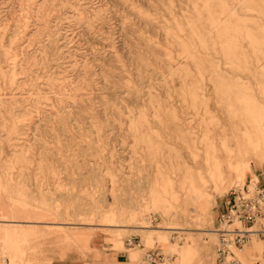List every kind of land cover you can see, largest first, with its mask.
Returning <instances> with one entry per match:
<instances>
[{
    "label": "rangeland",
    "instance_id": "rangeland-1",
    "mask_svg": "<svg viewBox=\"0 0 264 264\" xmlns=\"http://www.w3.org/2000/svg\"><path fill=\"white\" fill-rule=\"evenodd\" d=\"M263 156L264 0H0L3 264L45 235L65 248L32 264H100L97 236L215 264L217 210Z\"/></svg>",
    "mask_w": 264,
    "mask_h": 264
},
{
    "label": "built area",
    "instance_id": "built-area-1",
    "mask_svg": "<svg viewBox=\"0 0 264 264\" xmlns=\"http://www.w3.org/2000/svg\"><path fill=\"white\" fill-rule=\"evenodd\" d=\"M223 206L217 217L216 264H260L245 260L243 254L253 236L264 238V186L253 185L249 180L241 187H234ZM152 222H158V218ZM125 245L145 250L143 264L164 263V256L155 249H145L137 236L126 238Z\"/></svg>",
    "mask_w": 264,
    "mask_h": 264
},
{
    "label": "crops",
    "instance_id": "crops-1",
    "mask_svg": "<svg viewBox=\"0 0 264 264\" xmlns=\"http://www.w3.org/2000/svg\"><path fill=\"white\" fill-rule=\"evenodd\" d=\"M257 175L260 178L259 183L262 185L264 182V180H262L263 179L262 175L259 174L258 171H257ZM223 205H224V201L221 202V206L217 210V214H218V211H222L224 209ZM104 238H105V241H104ZM260 239L263 240V238H260ZM260 239H258L253 245L251 244L248 247V250H249V255L252 256V249H254V247L257 246L259 248L258 251L260 252V253L258 252L259 254L257 253V255L262 256L264 259V241H260ZM111 240H112V238H110L108 236L107 237L97 236L92 240V243L90 245H88L86 248L83 247V249L82 248L81 249L83 251L91 249L92 252L95 253V256L99 257L100 264H139L138 260H135L136 258H132L130 254H128V257H126L127 260H125V258H123L125 260L124 261L122 259V257L118 253H116V251L112 248V243H110ZM55 242H56V247H58L61 250H64L65 245L61 241H57V240H54V242L52 240L49 241V239H47L46 235L43 237V239L40 242H38V243L34 242L33 244L31 243V245L29 246V249H28V253H27V260H28L29 264H32L34 262L33 260L36 259L35 254L38 255V254L44 253L46 251V249H45L46 245L49 243L55 244ZM107 248L112 250V251H115V252L106 253L105 251L107 250ZM151 248H154V247H151ZM146 249H149V248L146 247ZM31 257H33V258H31ZM133 257H134V255H133ZM244 257L245 256L243 254V258ZM0 264H3L1 259H0ZM42 264H54V263L50 260V261L43 262ZM95 264H98V263H95Z\"/></svg>",
    "mask_w": 264,
    "mask_h": 264
},
{
    "label": "bare ground",
    "instance_id": "bare-ground-1",
    "mask_svg": "<svg viewBox=\"0 0 264 264\" xmlns=\"http://www.w3.org/2000/svg\"><path fill=\"white\" fill-rule=\"evenodd\" d=\"M258 161H259V163L261 164V166L264 168V156H263V157H260V159L258 158ZM252 167H253L252 163L248 162L246 169H247L248 173L251 174L253 180H255V181H253V180L251 181L252 184L255 185L256 183H259V180H258V179H259V176L257 175V173H255V172L253 171ZM246 182H247V181H236V182L233 184L232 188H234V187H241V186H243ZM232 188H231V189H232ZM5 233H6V236H7V231H5ZM211 233H212V232H211ZM212 234H213V233H212ZM214 234H215L216 237H217L216 229H215V231H214ZM258 239H260V238L257 237V236H253L252 239H251V241H250V243H249V245H248L247 247H249V246H250L255 240L257 241ZM260 241H264V240L260 239ZM216 245H217V244H216ZM254 248H256V247H254ZM145 249H146V247H145ZM138 250H139V249H138ZM140 250H141V249H140ZM257 250H259L258 247H257ZM141 251H144V250L142 249ZM161 252H162V254L164 255V263H163V264H170V263L172 262V259H173L174 257H172L171 255H169L167 252H164V251H161ZM204 254H205V253H204ZM204 260H205V256L199 257V259H198V261H204ZM214 261H215V253H214ZM215 264H216V262H215ZM260 264H264V261H263V263H260Z\"/></svg>",
    "mask_w": 264,
    "mask_h": 264
}]
</instances>
